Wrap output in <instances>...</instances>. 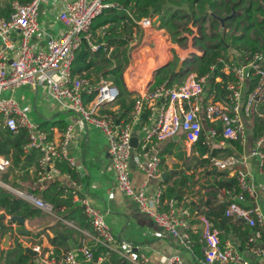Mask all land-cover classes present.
<instances>
[{
	"label": "built area",
	"instance_id": "2783aa9c",
	"mask_svg": "<svg viewBox=\"0 0 264 264\" xmlns=\"http://www.w3.org/2000/svg\"><path fill=\"white\" fill-rule=\"evenodd\" d=\"M43 1L45 0L21 3L13 0L8 16H0V39L4 45V48H0L2 126L12 132L21 128L27 131V142L22 145V150L25 154L32 151L37 153L35 177L41 188L62 174L58 166L59 161H66L76 170V160L68 150L76 128L84 129L86 124L98 126L107 137V152L118 188L135 202L140 212L152 218L161 230L177 238L184 248L191 250L193 239L189 232V223L194 211L189 201L180 203L174 197L163 201V189L160 186L154 192L148 193L144 184L136 188L131 182L130 158L134 123L146 108L151 124L143 132L139 154L145 160L144 169L148 179L158 178L162 171L161 158L155 150L156 143L182 133L187 146H192L203 136L202 120L213 124L207 138L203 140L208 146L207 140L218 134L214 127L217 124L221 125L224 141L239 140L241 143L247 132L245 119L251 118L258 110V104L264 102V54L244 52L241 55L242 63L232 58L224 62L226 74L233 77L224 84V101L214 100L211 96L206 98L208 74L197 76L196 73L190 72L177 86L160 85L137 97L130 118L123 123H117L113 114L101 112V109L116 101L120 94L119 87L104 79L93 84L88 77L73 72L74 52L83 39L89 42L93 51L99 47V43L92 39V20L104 8L113 4L108 0H60L57 19L64 25L65 31L61 37L48 36L44 47L35 50L29 40L39 31V6ZM137 24L141 28H147L152 25V20L144 17L137 21ZM15 33L20 36L19 47L17 54L10 58L5 49L13 48L12 38ZM248 82H254V86L249 90ZM23 85L44 87L47 95L62 110L73 114V120L66 124L58 138L50 137L48 132L30 120L11 95H3L5 91L12 92ZM92 93L93 97L85 103L84 98ZM262 145L264 136L257 140L247 156L229 154L220 157L208 153L202 155V158L207 160L208 167L232 171L238 191L234 194L226 189L230 199L223 213L225 217L242 220L250 227L264 224L261 208L247 203L248 199L255 197L258 188H264V183L253 179L246 169L249 157H255L262 169ZM10 166L11 160L0 156V186L36 208L53 213V205L34 191L16 190L3 181L1 173ZM79 201L94 231L96 243L103 246L107 253L115 251L116 238L108 225L106 213L91 206L86 198ZM198 218L203 242V264H251L232 243L220 240L218 229L205 214H199ZM259 236L257 231L255 237ZM250 241L253 239L250 238ZM250 249L264 260V247L252 245ZM33 250L40 251V246H34ZM93 258V248L80 245L64 251L59 257L48 252L43 257V262L80 264L81 261L90 262ZM129 259L135 264H184L178 255L169 256L164 262H148L143 255L135 251L129 253Z\"/></svg>",
	"mask_w": 264,
	"mask_h": 264
},
{
	"label": "crops",
	"instance_id": "0c3cea01",
	"mask_svg": "<svg viewBox=\"0 0 264 264\" xmlns=\"http://www.w3.org/2000/svg\"><path fill=\"white\" fill-rule=\"evenodd\" d=\"M59 2L60 0H45L40 4L39 16L42 19L41 21L38 20L39 31L31 40V44L35 46V49L44 47L48 36L61 37L65 31L64 25L61 24L62 22L60 23L57 19V13L60 9ZM151 20L153 22L154 18H151ZM160 30L162 31V29H156L155 32H159ZM19 41L20 36L15 33L12 38L13 48L5 49V52L8 53L10 58H13L17 54ZM167 43L169 45L168 50L169 47L174 49L179 58L183 60L187 58L188 52L191 51L190 48L192 49L190 46L191 42H188L187 47L172 43L170 40ZM193 46L198 48L194 43ZM0 48H4L1 39ZM147 51L144 52V56H146L144 59L146 61H141L142 64L138 61L142 60V58H136L132 54L129 64L122 74L123 83L127 90L138 94V97L142 96L148 90L149 84L153 81V71L155 68L151 71L149 80L142 86L139 84L140 75L144 71L146 63L150 62ZM193 51L195 52H191L190 56L193 54H202V51L201 53H198L200 51L196 53L195 49ZM169 53L171 54L170 51ZM155 54V59L157 60L159 55L157 52ZM241 55V51L229 50V57L235 59L238 63L243 62ZM171 59L172 54L168 61ZM162 65L164 64H159L156 68ZM224 71L225 73L227 72L226 70ZM220 80V76L215 77L216 83ZM251 84L253 83H247V90L250 89ZM217 91L215 88L210 91L205 86L206 98L211 96L215 99ZM31 94L34 96L33 109L37 114V118L33 122L39 126L45 121H63L66 124L73 120V114L62 110L47 95L45 88L40 85H23L12 92L5 91L3 93L5 96L11 95L18 103L23 97L29 100ZM223 96L224 92L222 93V99L218 98L217 100L224 101ZM24 107L26 106L24 105ZM105 108L110 109L112 112L119 111V105L115 102L105 105ZM261 115L263 116L264 113H261ZM1 118L0 116V124ZM245 123L247 132L241 142V151L235 150L234 146L228 141L218 139L219 135L210 137L209 140L206 139L209 141V147L211 149L228 148L232 150V154H236L239 157L249 155L258 139L256 140L253 137L252 119H245ZM150 124L151 119L148 116L146 108H144L140 118L135 121L133 126V132L137 136V147H133L130 158L131 182L136 188L144 184L148 193L154 192L158 186L163 189L162 191L174 186L177 195H172L169 198L174 197L180 203L189 201L190 207L194 211L189 223V232L193 239L191 250L184 248L177 238L161 230L152 218L140 212L135 202L118 188L107 152V137L94 124H86L84 129L76 128L68 146L69 153L76 160L77 168L76 170L73 169L76 177L68 176L67 172H62L61 175L48 181L41 188L36 182L35 177L37 161V153L35 151L27 153L25 161H29L26 165H22L13 170H11L12 166H10L6 170L9 173L8 177H1L5 183L16 190L34 191L42 198H44V193H46L48 197H51V200H49L50 198L44 199L53 205L54 211L53 213H47L30 204L36 210V213L27 214L25 217L19 215L24 218V222L20 223L14 221V215L8 214L0 206V226L6 228L3 233L0 232V249L12 248L16 240L22 242L23 245L30 246L32 249L34 246H40V251H36V255H29L30 260L27 264H44L43 257L48 252H52L54 256L59 257L64 251L80 245H88L98 254L92 261H81L80 264H135L129 259V253L132 251L143 255L148 262H164L169 256L178 255L182 258L184 264H203L201 260L203 243H201V225L198 215L204 214L205 212H213V215L215 213H218V215L213 216L211 221L218 229L219 234L224 237L223 242L228 241L232 243L241 256L251 264H264V260L260 259L250 249L252 245L264 247V224L250 227L242 220L225 217L222 212L224 203L230 199V195L220 183L222 184L223 180L228 181L232 178L234 179L232 171L230 169H225V172L213 171L215 168L208 167L206 165L207 163L205 165H199L196 159L198 154L194 150L195 144L187 146L182 133L170 139L160 141L155 145V150L161 158V174L168 170H175L176 174L166 176L164 179L161 178V174L158 178L148 179L146 177L144 169L145 160L139 154V143L143 132ZM212 125L207 120H202L203 140L207 138ZM61 131V128L52 126L50 128V137L58 138ZM262 146L264 147V145ZM0 156L5 155L0 154ZM248 160L246 169L250 172L251 177L259 183H264V171L259 166L257 159L255 157H249ZM60 164L61 161L58 162V166ZM182 177L183 182H180ZM0 188L4 187L0 186ZM81 198H86L91 206L106 213V220L116 238L114 245L115 251L113 252L116 253L115 255L103 251L102 247L96 243L94 231L88 218L85 217L86 220L80 222L68 216L74 206L78 205L83 207L79 201ZM163 201H167V198ZM247 203L249 205L259 206L264 218V188H258L255 197L248 199ZM75 217L78 218L76 214ZM23 228L27 232L21 233L20 230ZM257 231L260 233L259 237H255ZM6 234H10L8 247L3 246ZM250 238L253 241H250ZM195 243L200 245L201 256H197L194 253L193 247Z\"/></svg>",
	"mask_w": 264,
	"mask_h": 264
},
{
	"label": "trees",
	"instance_id": "16d2710c",
	"mask_svg": "<svg viewBox=\"0 0 264 264\" xmlns=\"http://www.w3.org/2000/svg\"><path fill=\"white\" fill-rule=\"evenodd\" d=\"M11 1L13 0H8L4 6H0V16H8ZM18 1L27 3L31 0ZM108 2L113 5L104 8L92 20L90 26L92 39L99 43V47L96 51H93L89 42L83 39L79 48L74 52L73 72L88 77L93 84L100 79H104L119 87L120 94L115 101L119 105V111L112 112L110 109H104L103 107L101 112L113 114L122 123L130 118L134 102L138 97V94L127 90L123 83L122 74L130 61L132 41L139 39V32L133 34V27H139L137 21L141 18H154L152 22L154 28L164 30L169 34V40L172 43L180 45L186 40L184 36H181L180 22L185 21L188 23L190 21L193 25L200 23L198 27L200 35L194 38L193 43L201 49L202 54H193L191 57L182 60L180 70L175 72V68L180 61L179 56L173 53L172 59L168 61L170 53L165 50L167 47H162L165 60L162 61L160 56L156 60V54L153 58L155 68L159 64L164 65L153 71V81L149 84L147 91H151L160 85L166 87L177 86L190 72H194L197 76L208 74L206 87L210 91L213 88L218 90L214 100L222 99L224 84L227 80L233 78L232 75L226 74L224 71V62L230 58L229 50L234 49L237 52L241 51V53L261 52L264 54V0H108ZM219 18H224L222 23ZM207 22H210V28L214 32H208V28L204 26ZM186 29L189 31L188 28ZM218 29H221V31H217ZM216 76L221 77V80L217 83L215 82ZM253 86L254 84H251L250 89ZM93 94L86 96L84 102L88 103ZM261 113H264V102L258 104V110L251 117L253 122L252 133L256 140L264 136V115L262 116ZM66 124L63 121H45L40 124V128L48 132L50 136L52 126H57L63 130ZM214 127L218 131V139L224 140L221 134V125L217 124ZM227 141L234 146L235 150L241 151L242 146L239 140ZM26 142L27 131L24 128L12 132L0 124V154L11 160V170L26 165L29 161H25L27 153L25 154L22 150V145ZM194 150L198 154L196 159L199 165L207 163V160L202 158L203 154L208 153L220 157L232 154V150L228 148L211 149L203 143V137H200L195 143ZM262 150L264 152V147ZM59 167L62 172H67L70 176L76 177V173L66 161H61ZM262 170L264 171V162ZM180 182H183V177ZM220 185L231 190L234 194L238 191L233 178L228 181L223 180ZM172 195H177L174 186L163 191L162 200L168 199ZM44 198H50L49 200H51V197H48L46 193H44ZM226 205L227 202L224 203L222 212H224ZM0 206L11 215L25 217L27 214L36 213V210L28 202L4 188H0ZM75 214L78 218L75 217ZM204 214L210 220L213 219V216L218 215V213L213 215V212H205ZM68 216L80 222L87 218L83 212V207L78 205L72 208ZM5 230L4 226H0L1 233ZM219 237L223 242L224 237L220 234ZM201 243H203L202 240ZM101 247L103 251H107L103 246ZM193 249L197 256H201L199 244L195 243ZM94 251L93 249L94 258H96L98 254ZM109 252L112 255L116 254L113 253L114 251ZM29 260L30 256L25 253L24 246L19 240L15 241L12 248L0 249V264H27Z\"/></svg>",
	"mask_w": 264,
	"mask_h": 264
},
{
	"label": "rangeland",
	"instance_id": "374dc122",
	"mask_svg": "<svg viewBox=\"0 0 264 264\" xmlns=\"http://www.w3.org/2000/svg\"><path fill=\"white\" fill-rule=\"evenodd\" d=\"M7 2H8V0H0V6H4ZM41 19H42V17L39 16L38 20L41 21ZM199 24L200 23H196L195 25H193L190 21L188 23H186L185 21L180 22L181 36H184L186 38L185 42L182 43L181 45H185L184 47H187V45L189 44L188 42H191L190 46L192 47V49L190 48L191 51L188 52L187 58L192 56V55L190 56V54H191V52H195V51H193L194 49L196 50V53L198 51H200L198 53H201V49L199 50V48H195L193 46L194 38L198 37L200 35V31L198 29ZM204 26H206L208 28V32H211V31L214 32L210 28V22H207ZM186 28H188L189 31ZM133 30H134L133 34H135V32H139L138 33L139 39L138 40L134 39L132 41L133 45H132V48L130 51V56H132V54H134V57L139 58V59L142 58V60H138L140 64H142V62L146 61V59H144V57H146V56H144V52L146 50H149V49H154V50H150L151 51V60L153 62H154L153 57H154L155 52H157L159 54V56L162 58V61L165 60V54L163 53V50H162V47H164V46L167 47V49L165 48V50H167L168 52L170 51L172 56H173V53H176L175 50L171 49L170 47L168 50L169 45H168L167 41H169L168 40L169 34L163 30L162 31L160 30L159 32H155L156 28H154L153 24L147 28L133 27ZM217 31L220 32L221 29L220 30L218 29ZM33 37L29 40V43H31V40L33 39ZM136 37L138 38V36H136ZM35 50H37V49H35ZM182 60L183 59L180 58V61L178 62L177 66L180 63L182 66ZM138 61H137V63H138ZM177 66H176V68H177ZM19 105H20L21 109L26 113V115L28 116V118L30 120L34 121V119L37 118V114H36L35 110L33 109V105H34L33 94H31L29 100H27L25 97L21 98L19 100ZM24 105L26 107H24Z\"/></svg>",
	"mask_w": 264,
	"mask_h": 264
},
{
	"label": "water",
	"instance_id": "95a60500",
	"mask_svg": "<svg viewBox=\"0 0 264 264\" xmlns=\"http://www.w3.org/2000/svg\"><path fill=\"white\" fill-rule=\"evenodd\" d=\"M219 20L222 23L224 18H219ZM180 67H181V63L177 66V68H175V72H178L180 70ZM117 123H118V118H117ZM131 144H132V146L134 148L137 147V136H136L135 132L132 133ZM213 171H223V172H225L226 170L225 169H223V170L213 169ZM171 174H176V171L175 170L164 171L161 174V178L164 179L166 176H169ZM8 175H9V173L6 171V172H3L1 174V177L7 178ZM13 220L17 221V222H20V223L24 222V218L22 216H19V215H14L13 216ZM20 232L21 233H25V232H27V230L25 228H23V229L20 230ZM9 237H10V234H6L5 235L4 242H3V246L4 247H8V239H9ZM23 246H24V251H25L26 254H28L30 256L36 255V251H34L30 246H27V245H23Z\"/></svg>",
	"mask_w": 264,
	"mask_h": 264
},
{
	"label": "bare ground",
	"instance_id": "6f19581e",
	"mask_svg": "<svg viewBox=\"0 0 264 264\" xmlns=\"http://www.w3.org/2000/svg\"><path fill=\"white\" fill-rule=\"evenodd\" d=\"M148 58H149V63H146V67L144 71L140 75L141 83L140 85H144L150 78V73L151 71L155 68L154 62L151 60V51L148 50Z\"/></svg>",
	"mask_w": 264,
	"mask_h": 264
}]
</instances>
